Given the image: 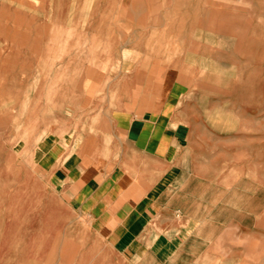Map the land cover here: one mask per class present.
<instances>
[{
  "label": "crops",
  "instance_id": "crops-1",
  "mask_svg": "<svg viewBox=\"0 0 264 264\" xmlns=\"http://www.w3.org/2000/svg\"><path fill=\"white\" fill-rule=\"evenodd\" d=\"M155 1L69 0L63 30L71 38L87 31L97 45L87 64L70 69L76 90L60 100V125L38 141L30 165L124 261L253 263L254 229L223 203V183L232 192L248 150L241 131L253 126L243 128L236 110L217 109L207 80L188 73L189 56L208 48L204 16L155 20L143 10ZM144 22L171 25L145 33ZM217 36L218 52L237 44ZM240 231L251 236L242 240Z\"/></svg>",
  "mask_w": 264,
  "mask_h": 264
},
{
  "label": "rangeland",
  "instance_id": "rangeland-1",
  "mask_svg": "<svg viewBox=\"0 0 264 264\" xmlns=\"http://www.w3.org/2000/svg\"><path fill=\"white\" fill-rule=\"evenodd\" d=\"M68 3L0 0V264H135L124 261L90 221L62 205L30 165L38 141L60 125L54 117L60 100L76 90L70 80L76 71L70 69L87 64L97 45L87 31L71 38L63 30ZM143 10L155 20L204 16L208 48L189 56L186 66L191 77L207 80L209 100L217 109L236 110L243 128L253 126V131H241L248 150L240 152L232 192L223 183V203L237 207L231 216L236 223L254 229L256 260L240 264H264V0H156ZM159 25L164 30L171 24L140 26L150 33ZM217 35L225 46L237 44L218 52L213 48ZM175 57L187 61V55ZM71 123L63 120L64 127ZM250 236L240 231V239ZM172 264L228 263L189 258Z\"/></svg>",
  "mask_w": 264,
  "mask_h": 264
},
{
  "label": "bare ground",
  "instance_id": "bare-ground-1",
  "mask_svg": "<svg viewBox=\"0 0 264 264\" xmlns=\"http://www.w3.org/2000/svg\"><path fill=\"white\" fill-rule=\"evenodd\" d=\"M16 4V3H15ZM22 6H24V5H22ZM53 10V9H52ZM56 28V27H55ZM184 30V29H183ZM183 33V32H182ZM184 33H185V31H184ZM208 35V34H207ZM206 37V36H205ZM181 42H182V40H181ZM177 43H178V41H177ZM191 43V42H190ZM179 44V43H178ZM179 49H182V48H179ZM181 52V51H180ZM22 95V94H21ZM13 111H14V109H13ZM15 115V114H14ZM20 119V118H19ZM12 120V119H11ZM19 122H20V120H19ZM17 125V124H16ZM15 126V125H14ZM16 128V127H15ZM18 131V130H17Z\"/></svg>",
  "mask_w": 264,
  "mask_h": 264
}]
</instances>
